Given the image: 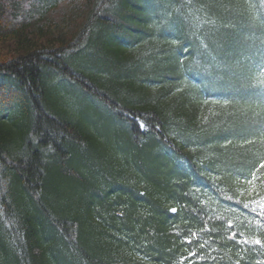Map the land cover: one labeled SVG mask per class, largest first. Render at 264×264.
Instances as JSON below:
<instances>
[{
    "label": "trees",
    "instance_id": "16d2710c",
    "mask_svg": "<svg viewBox=\"0 0 264 264\" xmlns=\"http://www.w3.org/2000/svg\"><path fill=\"white\" fill-rule=\"evenodd\" d=\"M258 79L264 0H0V264H264Z\"/></svg>",
    "mask_w": 264,
    "mask_h": 264
},
{
    "label": "rangeland",
    "instance_id": "374dc122",
    "mask_svg": "<svg viewBox=\"0 0 264 264\" xmlns=\"http://www.w3.org/2000/svg\"><path fill=\"white\" fill-rule=\"evenodd\" d=\"M220 7H223V5H221ZM66 108L76 119H79V120L84 119V118H87L89 120V117L93 115L89 108L88 102H85L84 104L81 105L78 102L77 98L72 94L70 95L68 99H66ZM95 134L98 135V138L96 140V146L101 151V155L104 157V159L106 160H110L112 158L114 159V154L112 151L113 146H112L111 140L107 138L105 134L102 132H95ZM263 151H264L263 149L260 150L259 154L263 153ZM225 154L226 153L223 152V153H220L219 155L222 156ZM119 156L120 154L116 153V157H119ZM133 167H134L133 164L129 162V166L127 167V170H125L127 175L130 174L132 171L135 172ZM247 185L249 188L250 185L249 184Z\"/></svg>",
    "mask_w": 264,
    "mask_h": 264
},
{
    "label": "snow or ice",
    "instance_id": "6c2138e0",
    "mask_svg": "<svg viewBox=\"0 0 264 264\" xmlns=\"http://www.w3.org/2000/svg\"><path fill=\"white\" fill-rule=\"evenodd\" d=\"M258 83L264 85V80H259ZM139 127L142 131L147 130L149 125L146 121L140 120ZM259 168H264V162H262L259 165ZM258 169L252 173L251 178L249 177H243V179L250 185L248 191L250 194H254L253 198L251 200L245 201L243 203V207L246 209H249L253 214H255L258 217H264V193H261L258 189L257 181L260 180V176L257 174ZM261 185H264V180H261ZM172 212H175L176 209H172ZM232 225L229 224V228H231ZM235 233H233V237L235 238ZM192 241H188V243H191ZM239 242V241H238ZM244 243H249L248 240L243 241ZM251 243L260 245L261 247H264V243L260 239L252 240ZM196 253L193 252L191 255H195Z\"/></svg>",
    "mask_w": 264,
    "mask_h": 264
}]
</instances>
